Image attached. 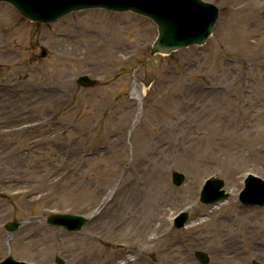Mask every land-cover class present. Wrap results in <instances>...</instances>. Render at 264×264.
<instances>
[{"label": "rangeland", "instance_id": "obj_1", "mask_svg": "<svg viewBox=\"0 0 264 264\" xmlns=\"http://www.w3.org/2000/svg\"><path fill=\"white\" fill-rule=\"evenodd\" d=\"M206 1L207 42L154 56L157 25L132 11L40 23L0 2V261L264 264V206L239 199L248 173L264 179V0ZM214 175L229 196L203 204ZM111 190L80 231L47 222Z\"/></svg>", "mask_w": 264, "mask_h": 264}, {"label": "water", "instance_id": "obj_2", "mask_svg": "<svg viewBox=\"0 0 264 264\" xmlns=\"http://www.w3.org/2000/svg\"><path fill=\"white\" fill-rule=\"evenodd\" d=\"M14 6L23 17L40 23L57 21L74 11L101 8L113 12L132 11L150 18L158 28L150 55H170L172 52L190 46H202L212 35L218 22L219 7L205 0H0ZM45 52L42 56H45ZM77 82L84 87H92L97 80L88 75H82ZM186 175L175 171L172 173V182L180 186ZM229 194L224 189L221 178L211 177L203 185L200 192V202L203 204H216L226 200ZM240 200L244 205L264 206V179L248 174L245 178L244 188L240 193ZM189 219L188 212L180 213L174 223L177 228L183 227ZM89 219L84 215L69 213H52L47 218L50 225L61 226L67 231H80ZM20 222L9 221L5 224L9 232L19 228ZM202 263L209 260L208 254L203 251L196 253ZM59 264L64 259L57 257ZM0 264H31L19 261L8 255ZM253 264H260L254 260Z\"/></svg>", "mask_w": 264, "mask_h": 264}, {"label": "bare ground", "instance_id": "obj_3", "mask_svg": "<svg viewBox=\"0 0 264 264\" xmlns=\"http://www.w3.org/2000/svg\"><path fill=\"white\" fill-rule=\"evenodd\" d=\"M133 92L134 93H137V98L139 99V101H141V99H142V96H143V94H144V91L143 90H138L137 92H136V88H134L133 89ZM112 193H113V190H111L110 192H109V194L107 195V197H106V201L109 199V197L112 195Z\"/></svg>", "mask_w": 264, "mask_h": 264}]
</instances>
